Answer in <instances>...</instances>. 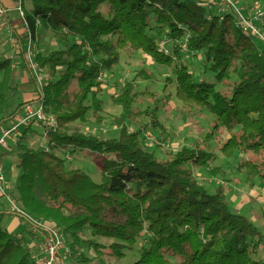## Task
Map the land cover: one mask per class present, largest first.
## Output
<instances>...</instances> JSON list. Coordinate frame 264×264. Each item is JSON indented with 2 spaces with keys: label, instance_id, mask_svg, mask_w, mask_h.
<instances>
[{
  "label": "trees",
  "instance_id": "trees-1",
  "mask_svg": "<svg viewBox=\"0 0 264 264\" xmlns=\"http://www.w3.org/2000/svg\"><path fill=\"white\" fill-rule=\"evenodd\" d=\"M212 8L203 0H31L25 17L33 37L40 25L65 45L36 55L49 80L39 90L42 103L58 127L47 130L48 152L17 145L20 177L11 197L24 212L56 224L71 255L87 247L122 259L145 235L133 264H264L256 255L264 239L259 228L229 207L222 187L210 192L193 176L192 167L208 168L214 156L183 147L159 160L141 145L146 129L130 132L127 126L146 116L163 132L156 114L173 91L184 105L214 118V133L219 127L230 132L220 147L223 156L259 158L243 159L238 170L251 184L256 178L264 183V48L233 13L220 16ZM125 49L172 68L162 90L167 96L159 100L127 82L111 98L121 108L112 118L118 136L86 135L80 126L87 114L101 120L98 77L118 64ZM183 53L201 55L215 81H196ZM11 71V59L0 51V127L15 90ZM141 97L154 101L152 111L133 107ZM70 148L101 155L95 158L100 182L80 168L68 169L54 153ZM7 214L0 210V264H36L26 241L4 228Z\"/></svg>",
  "mask_w": 264,
  "mask_h": 264
},
{
  "label": "rangeland",
  "instance_id": "rangeland-1",
  "mask_svg": "<svg viewBox=\"0 0 264 264\" xmlns=\"http://www.w3.org/2000/svg\"><path fill=\"white\" fill-rule=\"evenodd\" d=\"M207 4H212L213 11L217 9L214 0H203ZM241 6L245 7V15L251 18L253 12L250 10L254 2H258L259 10L264 12V0H235ZM31 0H24V11L30 8ZM15 2V6H16ZM215 12V11H214ZM216 13H218L216 11ZM8 20L12 25H20L15 30L11 29L6 17H0V51L6 58L11 59L12 71L11 82H13L15 90L9 94L7 98L5 115L13 113L18 105L24 99V90L28 87L34 88L33 83H28L27 80L34 81L31 73L27 70L24 54L18 56L16 49L13 48L10 39L19 41L25 45L26 40L19 39L21 30L26 28L23 26V21L19 18L18 12L14 9L7 14ZM263 23V24H262ZM257 24L264 30L263 22ZM39 37L34 38L38 53L47 55L55 50L64 49L65 45L58 39L54 38L51 31L39 27ZM24 32V31H23ZM256 44L261 48L264 45L258 39ZM166 49H171L170 43L163 45ZM26 53V48H23ZM182 61L192 71L196 81L206 80L214 82V76L204 70L201 55L192 56L191 54H182ZM27 70V72H25ZM145 71V76L141 73ZM44 73V71H40ZM172 75V68L156 63L151 57L132 49H125L120 53L118 64L114 65L110 70L103 71L101 80V87L103 91L99 95L102 105V112L100 113V122L92 117L89 112L86 116L85 122L81 123V130L86 135H95L103 139L115 138L118 136L119 129L113 123L112 118L118 116L121 112L120 107L113 105L111 98L117 96L120 88L127 82L134 84L135 89L139 92H148L154 94L157 98L163 99L167 95L162 91L165 80ZM2 74L0 75V77ZM57 78V77H55ZM48 77L44 76V84L47 83ZM221 86H217L220 89ZM170 99L162 101L160 108L157 111V120L165 128L162 132L159 129L152 128L149 125V117H140L136 120L127 122L130 132H135L138 129H146L140 138L142 147L153 152L157 159L166 160L167 153L177 151L183 147L194 149L200 148L207 150L214 156V160L209 163L208 168H194L192 167L193 176L206 187L210 192H215L218 187L224 189L229 207L235 212L247 216L262 232L264 236V183L259 179H254L253 183L247 181V174L238 170V166L243 159H251L259 161V158L249 154H236L233 157H225L220 152V147L230 137V132L219 127L216 132L212 131L214 118L206 112L195 107H188L179 101L172 91ZM161 103V101H159ZM137 110L152 111L155 103L147 97H141L133 106ZM36 133L24 139L23 144L35 149L44 150L48 147L46 138L47 131L40 126H34ZM211 135V138L209 136ZM8 144L11 142L8 140ZM67 153L61 151H54V153L63 158L68 169L80 168L86 172L95 182H100V170L95 164L97 155L95 152L89 150H76ZM13 154L14 158H18V152ZM71 157L70 160L65 159V156ZM17 160V159H16ZM18 161V160H17ZM3 167V175L6 180L13 183L15 187L19 183L20 170L16 163L9 164L5 160H1ZM18 163V162H17ZM5 203V201H4ZM20 217V216H19ZM17 220L20 223L16 232L11 233L16 237L22 238L24 241L29 239L27 224L21 217ZM147 237L144 235L139 238L135 247L126 252L122 259H117L111 256L108 249H102L101 252H95L91 248L83 247L79 252H75L68 259V264H133L139 259V252L141 247L146 244ZM103 242V241H100ZM106 244L105 242H103ZM72 252L73 250L70 249ZM110 254V255H109ZM257 257L264 261V239L260 242ZM171 261H173L171 259ZM173 263V262H172Z\"/></svg>",
  "mask_w": 264,
  "mask_h": 264
},
{
  "label": "built area",
  "instance_id": "built-area-1",
  "mask_svg": "<svg viewBox=\"0 0 264 264\" xmlns=\"http://www.w3.org/2000/svg\"><path fill=\"white\" fill-rule=\"evenodd\" d=\"M217 4L216 11L218 15L223 16L226 13H233L236 16L238 25L249 36L258 39L264 45V30L260 28L257 22H263L264 12L260 11L258 2H254L251 7L253 16L249 18L245 15V7L241 6L235 0H214ZM24 0H16L15 10L18 12L19 18L23 21V26L27 29L25 34V45L22 46L24 61L27 70L31 73L35 80L36 87L39 90L44 85L45 73H40V68L36 61L38 54L37 46L34 42V37L29 31L26 23L25 11L23 9ZM8 9L0 3V17H7ZM263 24V23H262ZM15 45L16 41L11 39ZM26 48V53L23 51ZM103 73L98 77L101 82ZM42 96L39 93L36 101L26 102L13 115L12 124L9 128L4 129L0 135V193L9 205V210L22 217L30 230L29 239L25 246L31 259L36 264H68V259L71 257L70 248L67 246L63 233L56 224H47L41 219H38L24 212L11 197L13 187L3 175L2 155L3 152L10 149L8 140L12 135L18 137L21 130L27 131L34 126H40L43 129L54 130L58 127V121L55 115L47 112L42 103ZM22 135V134H21ZM20 135V136H21ZM45 151H49V147H45ZM65 159L70 160L71 157L66 155Z\"/></svg>",
  "mask_w": 264,
  "mask_h": 264
},
{
  "label": "crops",
  "instance_id": "crops-1",
  "mask_svg": "<svg viewBox=\"0 0 264 264\" xmlns=\"http://www.w3.org/2000/svg\"><path fill=\"white\" fill-rule=\"evenodd\" d=\"M15 2H16V0H0V3H2L3 6H5L9 10L8 13L11 12V10H14V8H15ZM30 5H31V2H30ZM6 19H7L8 23L11 25V29L12 30H15L16 28H18L20 26V25H17V26L16 25H12L10 23V21L8 20V17H6ZM39 27H41V26L39 25L38 28H37V31H36V34H35L36 35V38H38L39 37V34H40ZM20 31L22 33L19 35V39L22 40V39L25 38V34L27 33V29H25V30H21L20 29ZM38 32H39V34H38ZM10 42H11V39H10ZM23 45L24 44H22L20 41H19V44L17 43V44L14 45L12 43V46H13L14 49H16V53H17L18 56H23V53H22V46ZM25 72H27V70H25ZM27 82L28 83H33L35 86H34V88L28 87L26 90H24V93H25L24 99H23V101L20 104H24L26 102L36 101L37 98H38V95H39V92H38V89L36 87L35 82L33 80H31V79L27 80ZM13 113H11V114H13ZM11 114L5 115L6 118H8V119L1 125V127H0V135H1V132L4 129L9 128L11 126V124H12V117H13V115L10 117ZM20 133L22 134V135L20 134L21 136L18 135V137H16L15 135H12L10 137V139H9V141L11 142L10 149L4 151L3 152V155H2V160H5V163L7 161L9 164H14V163L17 164L18 158H14L13 157V154H15L17 156V154H16L17 145L20 144V143H22L24 141V140L23 141L21 140V137L24 135L25 138H28L31 135H33L34 133H36V130H34L33 127H32L29 130H27V131L21 130ZM10 184L15 189V185L13 183H10ZM4 201H5V203H4ZM0 210L8 212L7 216L4 219V228L8 232H11V233L16 232V229H18V227L20 226V223L17 220V217H18V219L21 218V217H19L16 214H13L9 210V205H8L6 199L4 197H2L1 193H0ZM26 226H27V229L26 230L28 231L27 232L28 233V236H30V230L28 228V225H26Z\"/></svg>",
  "mask_w": 264,
  "mask_h": 264
}]
</instances>
